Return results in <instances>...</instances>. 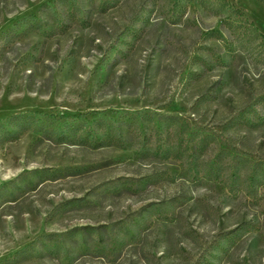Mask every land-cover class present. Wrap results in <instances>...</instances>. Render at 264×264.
<instances>
[{
  "label": "rangeland",
  "instance_id": "obj_1",
  "mask_svg": "<svg viewBox=\"0 0 264 264\" xmlns=\"http://www.w3.org/2000/svg\"><path fill=\"white\" fill-rule=\"evenodd\" d=\"M20 114L0 264H264V0H0Z\"/></svg>",
  "mask_w": 264,
  "mask_h": 264
},
{
  "label": "trees",
  "instance_id": "obj_2",
  "mask_svg": "<svg viewBox=\"0 0 264 264\" xmlns=\"http://www.w3.org/2000/svg\"><path fill=\"white\" fill-rule=\"evenodd\" d=\"M247 26H249V25H247ZM22 116H24V115H13V116H11V117H9L5 122H2L1 120H0V130H4L5 132L4 133H6V134H8V136L9 135H12L10 132H8L7 130H5V127H7V126H12V125H16V124H21L20 122H19V118H21ZM26 123V126L25 127H30V126H35V125H38V126H36V127H38V128H40L41 127V122H39V121H31V122H25ZM62 135L63 134H61L60 136H57V139H62L61 137H62Z\"/></svg>",
  "mask_w": 264,
  "mask_h": 264
}]
</instances>
